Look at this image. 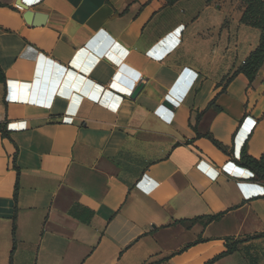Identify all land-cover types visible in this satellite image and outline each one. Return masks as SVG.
I'll list each match as a JSON object with an SVG mask.
<instances>
[{"label": "crops", "instance_id": "crops-1", "mask_svg": "<svg viewBox=\"0 0 264 264\" xmlns=\"http://www.w3.org/2000/svg\"><path fill=\"white\" fill-rule=\"evenodd\" d=\"M29 1L0 0V264H264L241 2Z\"/></svg>", "mask_w": 264, "mask_h": 264}, {"label": "trees", "instance_id": "trees-1", "mask_svg": "<svg viewBox=\"0 0 264 264\" xmlns=\"http://www.w3.org/2000/svg\"><path fill=\"white\" fill-rule=\"evenodd\" d=\"M176 1L177 0H169L168 2L169 4H173ZM239 1L243 4L241 22L246 25L260 29L261 35H260L259 44L256 46L255 49H253L250 52V54L247 56V58L241 64V66L234 72L232 77L227 80V83H229L230 80L236 74L244 73L248 77L250 84H252L259 70L264 65V0H239ZM0 80L2 81L5 80V76L1 68H0ZM212 105H214L213 102L210 104V106ZM201 116H202V113L198 115V119H200ZM205 136L210 137V135L208 134ZM212 141L220 149L227 151L226 147L220 141L213 139V138H212ZM235 163L239 166L246 167L250 169L252 172H254L256 175L255 177L256 180H264V153L259 158H256V157L249 155L246 151V148H244L242 150L240 159H236ZM17 189H18V184H17ZM218 217H220V214L209 215L206 217H199V218H206L208 220L207 222H211L217 219ZM199 218L192 219L191 221H195ZM15 231H16V225L14 223V226H13L14 236H15ZM250 238L251 237L237 239L233 243L229 241L228 239L227 250L221 253L220 255H218L217 257H215L210 262H213L225 255L233 253L234 251L237 250V243L244 242Z\"/></svg>", "mask_w": 264, "mask_h": 264}, {"label": "built area", "instance_id": "built-area-1", "mask_svg": "<svg viewBox=\"0 0 264 264\" xmlns=\"http://www.w3.org/2000/svg\"><path fill=\"white\" fill-rule=\"evenodd\" d=\"M33 1L34 0H30L29 2H33ZM26 2H28V0H26ZM33 51H34V49H33ZM93 94H96V93H93ZM98 101H100V97H99ZM239 185L242 187L243 191L250 196L264 195V185H260V184H256V183H246V182L245 183L240 182ZM249 188H259L260 190L259 191H250Z\"/></svg>", "mask_w": 264, "mask_h": 264}, {"label": "rangeland", "instance_id": "rangeland-1", "mask_svg": "<svg viewBox=\"0 0 264 264\" xmlns=\"http://www.w3.org/2000/svg\"><path fill=\"white\" fill-rule=\"evenodd\" d=\"M232 7L234 13H238V11H243V4L242 3H237V2H232Z\"/></svg>", "mask_w": 264, "mask_h": 264}, {"label": "water", "instance_id": "water-1", "mask_svg": "<svg viewBox=\"0 0 264 264\" xmlns=\"http://www.w3.org/2000/svg\"><path fill=\"white\" fill-rule=\"evenodd\" d=\"M32 16V12L31 11H27L26 13H25V17L26 18H29V17H31Z\"/></svg>", "mask_w": 264, "mask_h": 264}]
</instances>
